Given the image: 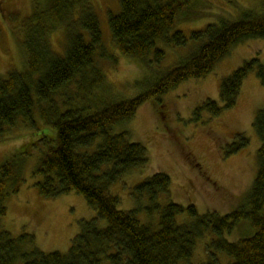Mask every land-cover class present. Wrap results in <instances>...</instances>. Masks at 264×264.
<instances>
[{
  "label": "trees",
  "instance_id": "obj_1",
  "mask_svg": "<svg viewBox=\"0 0 264 264\" xmlns=\"http://www.w3.org/2000/svg\"><path fill=\"white\" fill-rule=\"evenodd\" d=\"M199 2L120 0V11L109 17L115 47L147 66L160 62L165 51L157 46L158 39L186 46L189 36L182 30H173L174 25L178 15L179 20L191 18L190 10ZM206 15L210 13L206 11ZM215 16L216 21L191 32L190 37L197 42L187 51V57L160 72L144 91L107 103L94 112H84L70 101L90 100L91 95L96 96L95 88L106 80L103 65L96 59L106 48L93 0H33L29 15L14 14L19 25L13 33L18 34L24 67L0 73V133L28 119L34 126L36 116L50 129H56V133L42 138L47 139L43 141L48 149L33 172L42 175L37 182L39 192L50 198L75 190L107 224L99 226L98 218L85 221L66 252L39 248L33 233L14 236L1 230L0 264H264V107L258 109L253 122L262 142L257 153V173L247 197L249 209L239 207L224 215L217 211L199 214L193 204L184 207L170 200L158 209L156 221L142 222L139 208L120 209L119 197L110 189L123 174L149 162L146 146L132 141L126 130L114 133L116 124L135 115L145 101L161 100L182 81L206 75L234 45L264 38V9H245L236 19ZM58 29L65 35L63 53L55 50L51 41L52 33ZM254 68L264 84V64L258 58L245 61L221 82L222 103L208 98L196 110L195 119L200 120L206 112L218 115L234 107L244 79ZM72 83L75 91L70 89ZM238 137L244 146L249 142L244 133ZM36 144L38 140L24 143L21 153H29ZM94 144L96 147L91 148ZM236 145L237 140L226 153L239 151ZM11 157L0 165L2 214L6 211L5 195L18 192L24 180V159ZM170 187V175L156 172L136 189L156 199L159 194L169 193ZM154 206L160 207L157 203ZM185 210L194 220L180 223L176 215ZM245 219L249 229H254L251 235L234 241L224 236L243 225ZM208 233L212 235L213 249L209 247L207 260L192 262L197 241Z\"/></svg>",
  "mask_w": 264,
  "mask_h": 264
},
{
  "label": "rangeland",
  "instance_id": "obj_2",
  "mask_svg": "<svg viewBox=\"0 0 264 264\" xmlns=\"http://www.w3.org/2000/svg\"><path fill=\"white\" fill-rule=\"evenodd\" d=\"M32 2L0 0V73L24 67L18 34L13 33V28L18 29L19 21L15 22L13 17L15 13L29 15ZM93 3L106 48L104 54L97 55L96 59L103 65L106 80L95 88L96 96L91 95L90 100L77 98L70 101L74 108L84 112H94L107 103L131 98L144 91L160 72L187 57V51L197 42L190 37L191 32L216 21L215 15L223 14L236 19L245 9L260 12L264 9V0H201L191 8V18L179 20L178 15L174 25L173 30H182L189 36L187 45L182 46L175 41L169 45L158 39L157 46L164 49L165 57L147 66L140 59L122 54L113 43L109 17L111 13L120 11V0H93ZM206 11L210 15H206ZM51 41L54 49L63 53L65 35L61 29L52 33ZM252 58H258L264 64V38H252L234 45L206 75L182 81L161 100L145 101L135 115L113 127L114 133L128 131L130 139L144 144L149 155L145 166L129 170L111 185V191L119 197L120 209L139 208L138 217L146 222L150 219L156 221L158 209L170 200L184 207L193 204L199 214L217 211L224 215L239 207H251L247 197L257 173V153L262 142L253 122L258 109L264 107V84L257 75V69L251 70L244 79L234 107L218 115L201 112L200 120L195 119V112L208 98L222 103L221 82ZM70 89L76 90L75 83L70 85ZM50 128L36 116L34 126L28 119L0 133V165L13 155H17L20 161L24 159V180L18 192L5 195L6 211L0 213V231L8 230L14 236L33 233L34 244L39 248L66 252L72 239L81 232L84 222L99 215L84 195L75 190L50 198L39 192L37 182L42 175H34L33 172L43 152L48 149V144L44 142L47 139L43 141L42 138L56 133V129ZM239 133L249 138L247 145L241 144ZM37 140L38 144L29 153H21L24 143ZM235 140L240 150L227 154ZM95 147L94 144L91 148ZM156 172L169 174L171 187L169 193L159 194L153 199L146 193H139L136 186ZM156 203L160 207L154 206ZM176 219L180 223L190 222L194 216L185 210L177 214ZM244 221L243 225L231 233L225 232L224 236L234 241L251 235L254 229H249L247 219ZM106 224L105 219L98 218L99 226ZM211 236L208 233L199 238L192 262L207 260Z\"/></svg>",
  "mask_w": 264,
  "mask_h": 264
}]
</instances>
